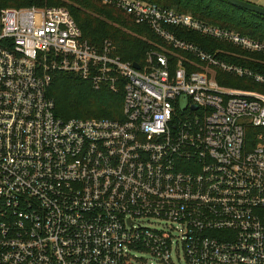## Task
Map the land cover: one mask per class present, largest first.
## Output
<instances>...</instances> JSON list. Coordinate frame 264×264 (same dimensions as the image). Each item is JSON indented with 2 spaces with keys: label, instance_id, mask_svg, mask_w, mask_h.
<instances>
[{
  "label": "built area",
  "instance_id": "built-area-1",
  "mask_svg": "<svg viewBox=\"0 0 264 264\" xmlns=\"http://www.w3.org/2000/svg\"><path fill=\"white\" fill-rule=\"evenodd\" d=\"M97 1L171 49L138 70L83 40L66 7L0 4V264H264V75L242 64L260 63L243 54L264 56V42L142 0ZM57 72L96 90L123 79L124 120L57 118Z\"/></svg>",
  "mask_w": 264,
  "mask_h": 264
},
{
  "label": "trees",
  "instance_id": "trees-1",
  "mask_svg": "<svg viewBox=\"0 0 264 264\" xmlns=\"http://www.w3.org/2000/svg\"><path fill=\"white\" fill-rule=\"evenodd\" d=\"M142 1L156 4L161 8L191 13L195 18L204 22L264 42V17L235 7L224 0ZM0 4L3 7L13 8L66 7L80 27L83 40L97 49H101L105 42H111L114 45V56L120 57L124 62L143 65L147 54L153 49H157V46L171 49L147 25L137 24L130 15L97 0H0ZM174 31L178 38L195 44L210 53L222 48L233 52L237 51L222 42L203 37L189 30L175 28ZM243 55L259 60L260 63L249 59L241 62L264 75L263 55L247 53ZM225 60L228 59L225 58ZM230 80L234 83L227 84L224 81L221 84L238 89H257L262 92L260 87L245 79L230 77ZM48 95L54 101L55 116L63 120L73 118L124 120L125 81L123 79L119 80L116 91L105 84L96 90L92 83L83 80L76 74L57 72L53 76Z\"/></svg>",
  "mask_w": 264,
  "mask_h": 264
},
{
  "label": "water",
  "instance_id": "water-1",
  "mask_svg": "<svg viewBox=\"0 0 264 264\" xmlns=\"http://www.w3.org/2000/svg\"><path fill=\"white\" fill-rule=\"evenodd\" d=\"M224 1H226L227 3L235 7H238L240 9H243V10H246V11H249V12H252V13H255V14H258L264 17V7H260L258 5H255L251 2L244 1V0H224ZM134 67L138 70L141 68L140 64L138 63H134ZM186 106H187V99L183 97L181 98V109L184 111ZM194 109H196V107H194Z\"/></svg>",
  "mask_w": 264,
  "mask_h": 264
},
{
  "label": "rangeland",
  "instance_id": "rangeland-1",
  "mask_svg": "<svg viewBox=\"0 0 264 264\" xmlns=\"http://www.w3.org/2000/svg\"><path fill=\"white\" fill-rule=\"evenodd\" d=\"M245 1V0H244ZM255 5H257V4H255ZM258 6H260V7H264V2L263 3H260ZM189 14H191V13H189ZM192 15V14H191ZM163 48V47H162ZM173 260H174V262L176 263V264H183V257H182V253L180 254V261H178L176 258H173ZM148 264H158V263H156L155 262V260L154 259H149L148 260Z\"/></svg>",
  "mask_w": 264,
  "mask_h": 264
},
{
  "label": "crops",
  "instance_id": "crops-1",
  "mask_svg": "<svg viewBox=\"0 0 264 264\" xmlns=\"http://www.w3.org/2000/svg\"><path fill=\"white\" fill-rule=\"evenodd\" d=\"M245 1L251 2L253 4H257V5L264 2V0H245Z\"/></svg>",
  "mask_w": 264,
  "mask_h": 264
}]
</instances>
